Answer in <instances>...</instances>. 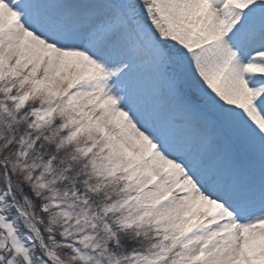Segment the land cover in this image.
<instances>
[{"label": "snow or ice", "instance_id": "obj_1", "mask_svg": "<svg viewBox=\"0 0 264 264\" xmlns=\"http://www.w3.org/2000/svg\"><path fill=\"white\" fill-rule=\"evenodd\" d=\"M0 264H264V0H0Z\"/></svg>", "mask_w": 264, "mask_h": 264}]
</instances>
